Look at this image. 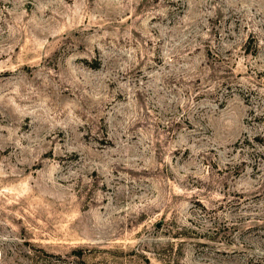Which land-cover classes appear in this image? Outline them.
I'll use <instances>...</instances> for the list:
<instances>
[{
  "label": "rangeland",
  "instance_id": "374dc122",
  "mask_svg": "<svg viewBox=\"0 0 264 264\" xmlns=\"http://www.w3.org/2000/svg\"><path fill=\"white\" fill-rule=\"evenodd\" d=\"M0 264H264V0H0Z\"/></svg>",
  "mask_w": 264,
  "mask_h": 264
}]
</instances>
